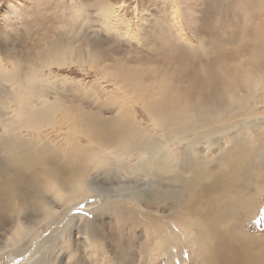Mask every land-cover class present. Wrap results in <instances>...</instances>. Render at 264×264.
<instances>
[{"label": "bare ground", "instance_id": "1", "mask_svg": "<svg viewBox=\"0 0 264 264\" xmlns=\"http://www.w3.org/2000/svg\"><path fill=\"white\" fill-rule=\"evenodd\" d=\"M94 1L54 17L67 19L65 31L74 32L75 42L60 38L61 31L38 48L18 50L12 42L20 54L11 58L1 51L12 34L5 29L0 37V255L30 249L43 225L64 217L65 226L52 230L23 264H62L57 252L73 243L75 264H129L121 256L122 239L144 243L133 264H154L162 255L168 264H185L191 252L200 264H233L238 225L231 215H244L233 207L248 200L251 219L264 189H255L257 179L264 183V104L258 103L264 102V2L260 19L198 44L188 31L179 35L183 25L174 33L167 20L151 34L153 50H177L180 58L167 55L176 67L153 65L146 69L152 74L138 79L130 70L145 63L141 35L133 44L119 30L118 19H128L121 16L124 7ZM173 1L175 10L163 9L161 19L182 12L181 2ZM123 24L133 35L131 24ZM78 37H86L85 45ZM235 43L231 50L225 46ZM197 46L218 52L221 68L189 70ZM206 62L213 65L212 58ZM71 66L112 72L130 99L116 105L140 106L149 124L128 111L111 116V102L93 100L82 79L54 70L72 72ZM25 174L31 190L23 196ZM89 195L102 201L90 217L69 214ZM108 221L117 232L113 239L104 231ZM92 241L99 244L95 250ZM257 244L264 250L262 239ZM91 255L96 258L87 260ZM66 261L73 264L68 252Z\"/></svg>", "mask_w": 264, "mask_h": 264}, {"label": "rangeland", "instance_id": "2", "mask_svg": "<svg viewBox=\"0 0 264 264\" xmlns=\"http://www.w3.org/2000/svg\"><path fill=\"white\" fill-rule=\"evenodd\" d=\"M89 1L93 0H0V37H2V32H5V29L8 30L10 34H12V37H10V44L5 50L1 51L2 54H10L11 58H15L14 56H19L20 52L13 49L11 44L12 42H15L18 50H27L26 48L32 49L33 47L38 48V46L42 45L45 41H52L55 37H57L56 32L58 31H61V35L59 37L64 41L69 38L73 39V42H75L76 36L74 35V32L71 30L68 32L65 31L69 28L67 19H54V17L58 12H68L73 9L79 10L82 6V3L87 5ZM98 1L95 0L94 4ZM109 1L117 6H120L121 8L124 7V11L122 12L121 16L125 15L126 18H128L118 19L116 25L120 28L119 30L125 34L126 37H129L133 44L137 42V35H141V39H139L141 46L139 49L142 51L141 54H146V58L144 60L145 63L142 67L140 65H135L130 70L131 73L138 79H141V77H144L146 74H152V71H146V69L153 65L158 67L169 65L170 68H173V61L169 60L167 55L174 54L176 59L180 58L177 50L173 51L172 53H164L161 49L153 50L155 39L151 34L154 31H157L161 24L163 26L165 22L167 23V20L173 25L174 33L180 32L181 25H183L185 34L180 33L179 35L185 37L187 36L186 32L188 31L193 34V43L198 44L200 41L207 42L208 40L210 41V39L223 37L227 33L231 34L234 30L239 28V26L243 28V22L244 24L249 22L247 19H260L259 9L262 7L264 2V0H179L181 2L180 6L182 12L176 13V16L174 15L175 19H172V14H169L164 17V19H161L164 14L163 9H168L169 11L175 10V1ZM48 15L49 18L45 19V17H48ZM143 16H145L146 19H142ZM74 20L76 25L82 22H89V19ZM125 20L131 24L134 33L133 35H130L131 33H126V29H124L125 26L123 24V21ZM138 20L139 22H137ZM7 21H9V24L6 28H3L5 27ZM141 21L144 22L146 27L142 26ZM140 26H142L143 29L139 30ZM109 35L110 34H108L107 37H110ZM176 37L178 38V35H171V40L176 41ZM77 40H79L78 45H85L86 43V37H78ZM225 46L227 49L231 50L236 48V43L226 44ZM218 54L219 53L215 51L211 53L204 51L202 52L201 48L197 46L196 49L190 53V62L193 66L187 67L190 70L191 68H196L198 65H201L205 71H208L211 68L218 70L221 68L219 67L220 64L218 63L220 60ZM208 58H212L213 65L206 62ZM71 68L73 69L72 72L68 71V68H54V70H58V73L62 75H68L72 77V79L75 81H80V79H82L81 83L84 86H89V88L86 89V92L93 94V100H98L103 104L111 102L112 108H110V110L113 112L111 116H114L118 113H126L128 111L134 113L139 119H143L145 124H149L148 118L144 113L145 111L140 106L136 105L137 107L135 109L130 110L129 106L125 107V105H116L118 101L122 102L130 99L128 95L122 91L120 92L116 87L114 84V80L116 79L112 72H108L106 76H102L101 73L92 68H90L88 71H85V69L82 70L77 66H71ZM179 68H181V66ZM108 75L109 77H107ZM146 79L150 80V78ZM153 88L155 89L156 87ZM258 103L259 106L264 104L262 101ZM97 107L100 108V105H97ZM255 116L253 117L254 119L257 117ZM254 121L255 120H253V122ZM52 137H54V135ZM62 143H60L61 146H63ZM255 146L258 147L257 144ZM48 160L50 163L52 162L50 159ZM25 177L27 178L22 182L23 185H19L20 192L23 196H25L31 190V187L27 183L29 179L26 174ZM250 180L254 185L255 180L252 178H250ZM257 181L258 183L255 185V189L260 191L263 189L264 183L259 179H257ZM141 182L143 181L141 180L139 183ZM255 200L259 203V207H257L255 212H253L254 214L251 219H248V217L250 216L249 213L251 212L252 208L244 206L248 200L242 199L241 204L243 205H240L241 207H233L234 209L232 212L235 209L238 210L239 208V210L244 212L243 216L235 215L234 212L231 215V224L236 223L238 225L236 228L237 233L232 235V237L238 239V243L236 242L234 247L236 259L233 264H264V250H260L257 244L258 239H262L264 242V189L261 194L255 197ZM101 202L102 201L99 198H93L91 195H89L79 204L72 205L69 214L80 213L82 216L85 215L86 217H90L93 210H95ZM232 212L230 211L229 213ZM222 214L223 210L221 211V216ZM49 223L51 224L43 225L39 229L41 236L38 239V243L46 238L52 232V230L62 229L65 226L66 219L61 217V220L50 221ZM122 227L123 226H120L119 229H122ZM238 227H240V229ZM105 228L106 229L104 231L109 234L110 238L113 239L116 237L117 232L115 231V227L110 228L109 221ZM108 230L110 231L109 233ZM142 235V239L145 242V235ZM4 238L5 235L3 236V239ZM139 240L140 239L129 240L126 242L125 239H122L120 241L122 245L121 256L124 257V259L127 260V263L129 264H133L134 258L142 256L143 254L141 250L143 249L144 243H141ZM74 244L75 243H73L71 246H78ZM36 245L30 247V249H26L25 251L23 250L24 252L21 251L20 254L14 252L8 254L5 253L2 256L0 255V264H23V262H25L30 257ZM108 245L111 246L112 244L108 241ZM185 245L187 246L186 242ZM57 256L63 258L62 264H65L68 261H66L65 250H61V252L59 250V252H57ZM96 256L97 258L99 257V260H101L99 254ZM96 256H86V259L90 261L91 257L96 258ZM165 257L166 256L163 257V255L160 256L154 262V264H168ZM185 264H200V262L199 259L191 252L187 257Z\"/></svg>", "mask_w": 264, "mask_h": 264}, {"label": "snow or ice", "instance_id": "3", "mask_svg": "<svg viewBox=\"0 0 264 264\" xmlns=\"http://www.w3.org/2000/svg\"><path fill=\"white\" fill-rule=\"evenodd\" d=\"M89 247L93 250L97 249L99 247L98 242L92 241L89 244ZM65 251L68 252L73 257V264H75V257L77 256V253L74 249V246H69L65 244Z\"/></svg>", "mask_w": 264, "mask_h": 264}]
</instances>
